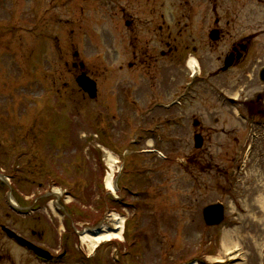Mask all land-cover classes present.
I'll return each instance as SVG.
<instances>
[{
	"label": "rangeland",
	"instance_id": "rangeland-1",
	"mask_svg": "<svg viewBox=\"0 0 264 264\" xmlns=\"http://www.w3.org/2000/svg\"><path fill=\"white\" fill-rule=\"evenodd\" d=\"M54 1L0 0V175H3L0 179H5L0 188V224L22 232L52 253L67 246L72 253H80L85 259L88 254L92 255L93 264H97L96 256L102 259L98 253L106 255L113 249L119 255V250L128 248L122 244L128 240L123 238L116 239V243H103L95 254L89 252L79 234L85 229H97L102 222L108 223L109 215L117 212L125 217L126 237L134 239L133 245L129 246L131 252L121 256L122 264H177L179 260L186 261L198 253L202 258L199 264H217L227 259L232 260L231 263H224L264 264V211L260 206L264 189L259 180L264 179L263 163L258 161L250 164L247 161L245 169H248V173L243 183L240 182L241 175L239 177V173L235 174L229 168L230 155L233 150L236 151L232 135H238V131L246 129L241 117H237L229 106L222 107L220 111L214 110L218 118H221L220 122L223 121L222 124L232 128L233 132L212 130L210 134H204L209 139L204 144V148H207L206 162L202 161L199 165L195 163L194 169L191 163L185 161V158L190 160V153L194 150V129L190 119L186 127L178 129L179 134H176V130L166 128L163 121L171 117L169 115L173 111L146 112L141 111L143 106L136 111L134 106L122 100V95L112 94L113 79L120 84L122 91L127 86L130 88V85L139 88L141 83L136 69L132 74L125 66L121 69L117 66L127 61L129 48L126 43L127 49L121 47L125 40L124 29L117 27L120 33H112L110 30L113 16L109 4L104 0H80L79 3L75 0L63 3L60 2L64 0ZM250 1L245 0V6L242 10L238 9V13L246 15L245 20L264 21V13L256 8L261 1L253 0L254 4ZM219 3L224 4L222 0ZM41 17L43 20L49 19V33L60 36L47 38L45 44L46 33L40 30L32 32L38 37L34 51L39 52L35 55L37 59L34 63H38L40 55V63L43 65L39 64L35 68L34 81L19 84V80L23 82L27 78V66L33 61L30 51L31 24ZM237 20L241 24L251 23L243 22L241 18ZM35 25L39 28L45 26L37 22ZM232 26L240 28L237 24ZM65 33L67 37H63ZM78 36L82 38L76 42ZM113 41L116 42V48L113 47ZM60 46L64 48L62 54L58 53L61 51ZM199 48L206 52L205 48H201V43ZM74 50H78V58L85 62L88 71L97 76L99 94L95 99H88L77 88L74 79L77 70L69 64ZM257 54L259 58L258 47ZM213 55L209 56L213 58ZM187 56L179 66L173 64L165 68L163 77L157 80L161 81L160 84L156 85V80H153V90L170 91L173 83L189 72ZM66 60L68 64H65ZM217 62L213 58L206 65L214 68ZM254 62L255 59L249 69L245 67L238 75H220L216 80L222 82L230 93L240 91L244 99L240 98L242 109H245V97H253L256 89H260V83L253 75ZM202 63L205 65L204 61ZM17 74L21 79H14ZM55 88L59 89L61 104H58V108L65 115L63 119L53 112L51 106H47L45 99L33 100L41 92L46 96L52 95ZM61 91L66 98L60 95ZM206 94L208 97L209 91ZM143 95H146L145 91ZM207 97L198 100L197 105L201 104L200 107L204 108L206 103L211 104V101L206 102ZM114 98L116 101L119 99L117 106H122L121 117L130 114L132 118L128 119L131 120L128 127L119 124V119L123 121L124 118L112 116L118 114V107L109 106L110 113L105 115V120L96 114L100 107L104 108V103L113 105ZM185 109L189 115L192 112L204 114L201 108H198L200 112L194 111V108ZM197 117L202 120L200 116ZM105 121L110 127L102 125ZM205 121L210 122L203 123L202 127L209 123L221 126V123L212 122L210 116ZM153 122L158 123L162 140L157 139L156 133L143 132L144 128L152 127ZM126 130L134 132L126 136ZM149 136H152L153 146L161 155L142 150L153 147L147 144L146 138ZM238 136L242 141L245 139L244 133ZM133 137L140 138L133 145L137 148L136 153H140L137 165L163 161V169L154 176L144 174V178L142 175L138 178V174H134L132 177L129 172L122 170L123 176L119 179L121 186L125 182L129 183L132 178L128 184L130 192H125L124 200L136 202L138 198L135 207L131 204H114L112 193L104 186V175L109 170L105 161L106 151L116 155L125 138ZM168 138L175 142L169 143ZM124 147L122 145V149ZM129 154L132 155L131 152ZM129 160L123 163L124 168H130ZM199 167L200 170H196ZM138 186H144L147 193L137 196L135 192ZM54 188L61 192L57 194ZM232 189H235V195L231 193ZM132 190L134 193L130 194ZM45 194L50 195L45 197ZM217 200L223 201L227 208L225 219L221 224L209 228L203 223L201 209L206 203ZM9 202L14 208L10 207ZM35 202L40 203L41 207L31 213L20 212L25 207L31 208ZM169 210L172 213H168ZM226 230L230 232V237L224 235ZM229 241L236 242V246L225 253V248L232 244L226 243ZM31 255L13 243L0 229V264H46ZM109 262L115 264L111 257ZM79 264H86L85 260Z\"/></svg>",
	"mask_w": 264,
	"mask_h": 264
},
{
	"label": "bare ground",
	"instance_id": "bare-ground-1",
	"mask_svg": "<svg viewBox=\"0 0 264 264\" xmlns=\"http://www.w3.org/2000/svg\"><path fill=\"white\" fill-rule=\"evenodd\" d=\"M193 59L190 58L188 61L189 65H192ZM105 161L110 167V170L107 174L104 175V186H106L107 189L114 192L116 190V183H115V175L113 173L115 162H117L116 156H114L112 153L107 152L105 154ZM264 184V183H263ZM55 191L59 192L58 188H54ZM261 210L264 211V202H261ZM109 222L100 223L97 227V229H85L79 234V238L81 242L87 244V248L89 252L93 250V248L99 244L103 240H108L112 238H122L123 237V231L125 228V218L122 216L117 215L116 213H112L109 215ZM224 235L226 237H230V232L225 231ZM226 243H232L230 246H227L224 251H227L231 249L232 247L236 246V242L229 241ZM193 264V263H192Z\"/></svg>",
	"mask_w": 264,
	"mask_h": 264
},
{
	"label": "water",
	"instance_id": "water-1",
	"mask_svg": "<svg viewBox=\"0 0 264 264\" xmlns=\"http://www.w3.org/2000/svg\"><path fill=\"white\" fill-rule=\"evenodd\" d=\"M79 82L83 85V86H86V82H85V80H84V78L81 76V77H79ZM92 91H90L89 93H91ZM209 210H211V208L209 207V209L207 208L206 209V218H207V221L208 222H210V223H213V222H215V221H217V220H220V208L218 209V211H216L217 212V215H216V217L214 216V214H210V215H208V213H209Z\"/></svg>",
	"mask_w": 264,
	"mask_h": 264
},
{
	"label": "flooded vegetation",
	"instance_id": "flooded-vegetation-1",
	"mask_svg": "<svg viewBox=\"0 0 264 264\" xmlns=\"http://www.w3.org/2000/svg\"><path fill=\"white\" fill-rule=\"evenodd\" d=\"M127 23H128V21H127ZM153 27H154L155 30H157V28L155 27V24L153 25ZM143 52L147 54L148 51H147V49L145 48V49L143 50ZM134 62H135V61L130 62L129 65L132 66V65L134 64ZM141 62L143 63V65H144V67H145L146 69H147L149 66H151V62H148V57H143V58L141 59Z\"/></svg>",
	"mask_w": 264,
	"mask_h": 264
}]
</instances>
